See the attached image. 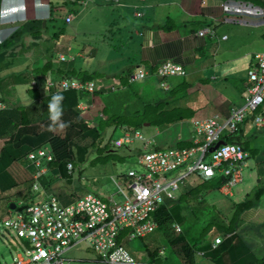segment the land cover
<instances>
[{
    "label": "trees",
    "instance_id": "16d2710c",
    "mask_svg": "<svg viewBox=\"0 0 264 264\" xmlns=\"http://www.w3.org/2000/svg\"><path fill=\"white\" fill-rule=\"evenodd\" d=\"M91 1L99 3V0H52L50 18L24 20L20 26L12 30L11 35L4 39V34L2 35L1 32L3 15L2 0H0V56L2 53H12L25 43L31 44L36 38L44 37L50 42L55 41L57 45L63 44L62 37L66 33L68 25L74 23V21L66 22L67 15L70 14L76 20L79 13ZM252 1L264 7V0ZM110 32V37L116 36L115 30ZM122 43L120 41L119 45L123 46ZM77 49L84 51L86 45L78 46ZM54 52L49 53L50 59H45L44 54L36 58L35 63H41V66L34 65L32 69L26 66L3 71V75L0 76V83L5 81L6 84L11 82L14 84L15 82V85L22 89L18 100L12 97H0V106H5V108L0 107V140L5 141L0 153V192L10 191L9 199L14 198L11 193L13 190H18L15 192L19 193V189H23L25 185L28 189L32 188L31 180L24 179L22 182L17 180L14 176L16 172L14 169L22 165L37 168L34 163L30 165L31 160L28 156L37 148L49 145L48 147L54 152L55 159L44 163L48 165L50 172L43 179L44 187L53 193L49 187L50 183L53 185L59 180H65L71 184L70 179H72L73 173L69 169V164L72 163L73 170H75L74 161L76 159L85 163L95 152L98 157L103 155L106 162H109L110 158L116 160L117 157L112 156L116 152V147H127V152L137 151L142 154L144 143L139 139L122 146L112 143L111 138L105 143L108 131L116 132L120 129L125 133L137 132L145 123L168 128L179 119L186 118L182 115L178 116L177 110L180 108L176 107L181 99L180 95L184 97L185 91L188 90L186 81L177 79L178 77L184 78L185 75L162 77L158 73L161 64L149 68L151 73L143 80L131 81L134 67L142 64L139 50L128 49L127 51L125 48L124 54L127 56L125 64H123L125 68L114 73L113 76L119 84L116 90L101 91L98 89L92 94L78 90L58 91L59 88L56 91L53 87L49 89L48 79L60 83L64 78L75 77L82 82L94 81L100 87V85L109 83L108 78H112L103 71L100 73L83 70L81 66L76 65L78 62L72 63L73 65H54L57 55ZM34 75L41 81L42 87H38V85L30 87ZM151 81H156L159 85L161 83L163 87L154 88L147 93L146 88L148 89ZM166 85L169 86L168 89L165 88ZM4 88V86H0L1 91ZM8 98L11 103L8 102ZM24 98L27 100L26 102L22 101ZM88 98L94 100L93 103L89 102L95 110L93 112V109H90L94 114L92 118H86L79 107L80 102L88 101L86 100ZM95 100H101L102 103L95 104ZM170 100L174 102V105ZM170 106L174 109L172 110ZM141 109H144L141 113L143 118L138 119L141 116H139V113L142 112ZM254 117L255 115L248 117L244 123L240 124L235 133L226 134L224 137L225 140L240 144L245 150L250 151L251 155L246 160L256 159L260 151L264 150V131L253 125ZM55 119H61L65 124V135L54 132V127L58 125L54 121ZM249 125L253 127V130H259L258 133L251 135L252 138L246 136V126ZM193 132L195 134L194 130ZM81 141L85 144L80 143ZM137 142L142 146L136 144ZM192 145L191 141L181 144L180 147ZM224 165L234 170L241 166V162L233 161V165L231 163H224ZM258 165L261 169L258 173V184L246 194L243 200L235 204L229 203L236 206L230 223L226 224L219 214L222 211L217 209V205L211 203L210 197L224 196L221 193V187L234 179L233 173L227 175L224 172H217L215 176H206L198 172L197 175L200 178L196 181V185H193L194 187L181 193L177 199L168 200L167 204L170 207L165 205L155 212L153 219L158 225L149 235L158 231L164 234L166 239H170L172 245L180 244L179 252L184 256V264H196L198 250H205L206 258H209L214 264H264V225L259 228H255L256 225L249 226L251 231L257 232L256 237H245L243 234L247 231L245 229L238 230L240 222H242V214L259 206L264 196L263 156H260ZM255 168L257 169V167ZM230 196L225 195V198L229 200ZM60 199L65 203L74 200ZM229 202L231 201L229 200ZM186 207L187 210H185ZM6 210L9 214L14 212L9 207H6ZM185 211H189L195 220L187 213L184 214ZM176 222L181 227L180 233L172 228ZM197 225L200 227V234L195 233ZM212 232H215L216 235L211 234ZM125 235L124 232L120 237ZM218 237H223L224 241L214 247L215 239ZM159 247L161 245L148 250V256L152 259L151 264H158L162 256Z\"/></svg>",
    "mask_w": 264,
    "mask_h": 264
},
{
    "label": "built area",
    "instance_id": "2783aa9c",
    "mask_svg": "<svg viewBox=\"0 0 264 264\" xmlns=\"http://www.w3.org/2000/svg\"><path fill=\"white\" fill-rule=\"evenodd\" d=\"M51 1V0H41ZM40 1V2H41ZM229 12L249 14L258 18L264 17V10L252 2L230 1L225 5ZM73 21L71 15L67 22ZM214 29H203L200 36L215 35ZM227 39L228 37H223ZM162 77L186 74L185 69L172 61L164 62L158 69ZM148 71L138 69L132 80L144 78ZM65 88H79L77 82L64 81ZM88 92H94L95 83H86ZM244 92L245 102L233 107L230 115L225 119L214 117L196 120L194 122V147L158 149L143 151L140 154V164L144 171L131 168L125 178H113L121 198H110L108 201L94 195H88L73 204H64L55 195H50L43 202L32 204L27 211H23L9 224L15 228L18 235L25 239L24 249L29 254L28 259L19 257L17 264H64L68 250L83 242L90 243L100 254L106 264H139L123 247H116V238L126 229L130 230L129 237L145 235L157 227L153 215L162 206L168 207V200H175L182 191V184L192 174L198 172L207 176L219 173L227 175L233 173L234 180L239 181L242 176V165H246V158L250 155L240 144L225 140L226 134L235 133L241 123L252 116L255 125L264 124V53H257L249 72L248 85ZM260 109L262 113H258ZM139 139L143 143L152 141L140 131L135 136L132 133L116 141L118 146L133 143ZM153 141H155L153 139ZM224 141L217 149L211 151L217 143ZM212 160L206 161L208 154ZM38 155L48 161L53 160V154L40 150ZM35 158V155L31 156ZM241 162L236 169L228 168L224 163ZM37 160L36 165H41ZM72 171L73 164H69ZM46 169L36 175L39 178ZM231 183L226 184L229 186ZM41 185L35 184L39 190ZM25 212V213H24ZM173 228L178 233L181 227L175 223ZM222 239L217 238V243Z\"/></svg>",
    "mask_w": 264,
    "mask_h": 264
},
{
    "label": "crops",
    "instance_id": "0c3cea01",
    "mask_svg": "<svg viewBox=\"0 0 264 264\" xmlns=\"http://www.w3.org/2000/svg\"><path fill=\"white\" fill-rule=\"evenodd\" d=\"M229 1L231 0H99V3L94 1L89 2V4L92 5L99 4L100 7L108 6V4L111 3V6L114 8L112 10L115 11L118 7H124L126 9L125 13L120 15L121 19L119 21L115 20L114 22H110L107 30L109 29V31H112L114 30L113 28H115V34L116 36L118 35L117 37L121 39H119L121 42H125L126 46L122 43L125 48L127 47L132 51L139 50L142 64L138 66H146L151 69L152 66H159L166 61H172L176 65L182 66L186 71L184 78L178 77L177 79L186 81L188 92L187 90L185 91L184 97L180 95L181 99L176 106L180 108L177 110L178 116L182 115L186 118L183 120L179 119L168 128H162L163 130L158 129V132L154 134V136L147 138L152 141V143L148 144V142H145L142 147L143 151L156 149L155 143L158 149L194 147L195 144L192 140L194 132L191 130L192 132L190 133V129H192L196 120H202L216 115H219V119L225 120L230 115L233 107L241 106L244 103V92L247 88L246 85H248L249 72L252 68L254 55L261 52H251L249 49L246 50V47L240 46L239 42L244 34H254V32L250 30V27L246 26L248 25L247 23L254 24L261 18L251 16L249 21L247 20L248 22L242 21L240 18L242 24L234 26L231 22L237 21L231 16L229 9L225 6ZM24 4L26 12L19 16L22 21L48 17L46 11H39V9L34 8L32 0H24ZM258 6L261 7L260 5ZM261 8L264 10L263 6ZM112 10L107 9L102 11L101 18H103V20L104 18H108L109 14H113ZM11 17L17 16H4L5 19ZM6 23L2 24V35L4 28L8 25ZM208 27L215 29L218 36L217 39L212 40L210 35L199 36V32ZM225 36H228L226 40L223 38ZM86 49H91V51L94 50L90 47ZM50 52L51 48H49L48 53ZM55 60H59V58H55ZM138 66H135L134 69ZM123 69L118 67L116 72ZM108 76L113 77L114 74ZM4 82L5 81L0 83V86L6 87V90H9L7 86H13L17 89L15 82L14 84H12V82L10 84ZM115 84L119 85L116 82ZM100 87L102 86L100 85ZM4 90L5 88L2 91L0 90V97L5 96L13 98V96H16L17 100L20 98V91L18 89L17 95L9 94ZM22 101L26 102L27 100L24 98ZM19 103L22 104L21 101H19ZM170 108L172 107L170 106ZM147 125L151 126L149 124ZM173 129H178L179 131L173 133ZM259 130L264 131V129ZM258 131L253 130V127L250 125L248 127L246 126L247 137L252 138L251 135L258 133ZM153 139L155 141H153ZM190 141L193 143L192 146L180 147L181 144L190 143ZM4 143V140H0V153L5 145ZM166 145L170 147H161ZM260 156L264 157V150L260 151L254 160L257 164L260 163ZM21 167L23 169L26 168L23 165ZM122 174L123 173L117 175L116 178ZM14 176L19 182L23 181V177H27L26 173L18 172L15 173ZM31 177L32 175L30 178ZM121 177L125 178V174ZM27 179H29V177ZM61 182L62 181H60V183ZM58 183H54L53 185L50 183V189L52 190L54 186L57 187ZM25 186H23V188ZM117 189L119 190V186H117ZM15 191L17 190H13L12 192ZM8 195H10V191L0 192V223L9 215L8 210L4 207V201ZM73 195L76 194L74 193ZM88 195L98 196L108 201L116 195L120 196V193L116 191L109 195L102 192L99 195L94 193H88L84 196L77 195L73 201L66 204H73L76 200H80ZM119 196L117 197L119 198ZM19 198H22V193L19 194ZM186 213L187 211L184 212V214ZM222 213L224 212L222 211ZM228 219L229 221H225L224 219L226 224L231 222L230 218ZM241 221L238 230L245 229L247 231L243 236H255L257 232L255 230L251 231L249 226L256 225L255 228H259L264 225V205H259L247 210L242 214ZM0 234H2V232ZM125 234L124 237H127L128 233L125 232ZM236 235H238V233ZM219 238L223 241L222 237ZM166 241L172 244L170 239L167 238ZM217 246L218 245L214 243V247ZM66 254L65 256L67 259L68 256ZM19 256L22 255L19 254ZM69 259L72 260L71 258ZM210 261L211 260H206L207 264H214ZM98 262L101 261L99 259L96 261L90 260L88 264H98Z\"/></svg>",
    "mask_w": 264,
    "mask_h": 264
},
{
    "label": "rangeland",
    "instance_id": "374dc122",
    "mask_svg": "<svg viewBox=\"0 0 264 264\" xmlns=\"http://www.w3.org/2000/svg\"><path fill=\"white\" fill-rule=\"evenodd\" d=\"M232 1V0H231ZM107 9H114L111 6V3L108 6L100 7L99 4L92 5L89 4L86 6L81 13L77 16L75 22L72 25H68L66 33L62 37L63 44L57 45L55 41L50 42L46 38H36L33 43L28 44L25 43L23 46H19V48L12 53H2L0 56V75H3V71H10L15 69H20L28 66L30 69L34 65L41 66V63H35V60L38 56L43 54L45 55V59H50V54L48 53L49 48H51V52L55 51L57 53L56 58H59L58 62L54 59V65L64 64H76L77 66H81L83 70H87L89 72L103 71L107 73V75L114 74L118 67L123 69L125 66V58L127 56L124 54L126 44L123 42L124 46H120V41L118 39V35H113L110 37L111 32L109 29L107 30L108 26L110 25L111 21L120 20L121 14L125 13L124 7H118V9L112 10L113 14H109L108 18H101V12ZM110 11V10H109ZM26 12V10H24ZM48 14V13H47ZM46 14V15H47ZM229 16V15H228ZM230 17V16H229ZM249 21V17H244L243 21ZM258 20V19H257ZM247 21V22H248ZM7 22V23H6ZM8 24L4 28V34L9 36L12 34V30L15 27L21 25L22 20L21 17H11V18H3L2 24ZM234 26L242 24V22H231ZM107 24V25H106ZM250 30L254 32L253 35L250 33L244 34L240 39V46H245L246 50H250L251 52L260 51L261 53L264 52V18L256 21L254 24L247 23ZM112 28V27H111ZM117 28V26H116ZM115 30V28H113ZM4 35V39L6 36ZM257 37V38H256ZM261 37V39H260ZM261 40V43H260ZM83 44L87 47L94 49L92 52L91 49H85L84 51H80L77 49L78 46H82ZM127 48V47H126ZM57 50V51H56ZM80 51V52H79ZM122 51V53H120ZM128 51V48H127ZM92 52V53H91ZM49 54V55H48ZM61 54L66 55V61H60ZM90 56V57H89ZM86 58V59H85ZM25 61V62H24ZM24 62V63H23ZM34 63V64H33ZM72 64V65H73ZM63 66V65H62ZM6 67V68H4ZM64 67V66H63ZM3 69V70H2ZM37 80V79H36ZM46 83V82H45ZM24 87V86H23ZM42 87V84H41ZM163 87V84L160 85L156 81H151L148 85V89L146 88V92L149 93V90H153L154 88ZM5 87V92L13 95H17L18 90L22 92V89L17 87L14 88L13 86ZM188 92V90H187ZM16 98V96H13ZM147 98V96H145ZM9 103H11L10 99H7ZM88 102L93 103V99L88 98L86 99ZM172 101V100H170ZM102 103L101 100H95V104ZM174 105V102H171ZM91 104H83L81 109L83 111V115L86 118H92L93 112H95L94 107ZM93 109V112L90 111ZM172 110L174 108H171ZM143 113L144 109H141ZM143 115H141L138 119H142ZM56 123L58 124L54 127V132L57 134L65 135L66 126L61 119H55ZM146 124V123H145ZM264 127V124L261 126ZM158 129H162L161 126H146L143 125L138 130L145 135V137H152L154 134L158 132ZM195 127L193 126L191 130H194ZM163 130V129H162ZM173 133H177L178 129H173ZM132 135L135 136L136 131H131ZM153 134V135H151ZM125 135V131L123 130H116V132H109L105 136V143L108 139H112V143L116 144V141ZM191 142V141H190ZM82 144V141L80 142ZM114 144V146H115ZM140 146L142 144L136 143ZM49 146V145H44ZM116 147V146H115ZM163 148H169V145L161 146ZM172 147V146H171ZM116 152L113 153L112 156L117 157V159L110 158L109 162L103 158V155L97 156L94 152L90 155L89 159L85 163H81L78 159L74 161L75 170L72 172L73 177L70 179V183L68 184L67 181L63 180L61 183L57 184V187L54 186L52 189L54 194H57L60 198L66 199L68 201L73 200L75 196H84L88 193L100 194L101 192L109 195L113 192L118 191L117 185L115 184L113 177H117V175L124 173L126 174L131 168H134L139 171H144L142 165L140 164V154L137 151L127 152V147H116ZM95 159V160H94ZM94 160V161H93ZM212 160V154L209 153L206 161ZM255 160V159H254ZM251 159L248 163L247 167L243 168V180L239 183H234L233 185L224 186L221 189V193L224 195L223 197L211 198V203L217 205V209H221L224 213H219L220 216L225 219V221H229L233 217V210L236 206L230 205L231 203H237L243 200L247 193L251 192L252 189L258 184V173L260 169V165L257 164L256 161ZM252 167V168H250ZM257 167V169L255 168ZM264 167L262 166V169ZM33 166H27L26 168L18 167L14 169L15 173H26L27 177H23L22 180L27 179L31 180L30 176L35 172ZM27 171V172H26ZM203 174V173H202ZM201 177H203L201 175ZM197 174H192L185 180V184H182V193H184L187 189H191L196 185V181L199 179ZM76 195H73V194ZM231 195L229 200L225 198V195ZM57 196V197H58ZM116 199H120L117 197ZM58 197V198H59ZM110 197V196H109ZM59 198V199H60ZM233 200V201H232ZM264 200V196L262 197ZM60 201L64 204L61 199ZM230 203V204H229ZM260 205H264V201H261ZM187 210V207L186 209ZM190 211V210H189ZM187 211V214L195 220V217ZM0 263L1 264H16L19 260V254H21L25 259L29 258V254L25 252L23 249V240H21L15 230L5 228L1 225L0 228ZM201 230L200 227L197 225L195 229L196 234H200ZM211 234L216 235L215 232ZM250 235V234H249ZM237 236V235H236ZM249 236V237H253ZM166 236L158 231L154 232L153 234L149 235L148 237H141L135 238L133 240L126 239L124 242V246L130 251V253L135 257V259L139 262H144L151 264V260L148 256V250L153 247L162 246L159 249L163 250L162 256L160 257L158 264H184V256L179 252L180 251V244H170L166 241ZM223 238V237H222ZM195 239V238H192ZM224 241V239H223ZM216 243V239H215ZM171 247H170V245ZM221 244V243H219ZM216 244V245H219ZM239 248V247H238ZM160 251V250H159ZM67 260H65L64 264H88V262L100 260V254L95 250V248L87 242H83L78 244L67 252L66 254ZM199 256V257H198ZM196 264H207L206 260H210L206 258V256L198 255ZM66 257V256H65ZM71 258L72 260H70ZM211 262V261H210ZM98 264H105L104 262H98Z\"/></svg>",
    "mask_w": 264,
    "mask_h": 264
},
{
    "label": "clouds",
    "instance_id": "9594fccd",
    "mask_svg": "<svg viewBox=\"0 0 264 264\" xmlns=\"http://www.w3.org/2000/svg\"><path fill=\"white\" fill-rule=\"evenodd\" d=\"M33 1V5H34V8L35 9H39V11H46L48 14V17H45V18H43V17H41V18H43V19H41V18H36V19H39V20H44V19H48V18H50L51 17V9H52V4H51V1H41V0H32ZM41 1V2H40ZM107 1H115V0H107ZM233 1V0H232ZM235 1H242V0H235ZM230 2V1H229ZM242 2H252V1H246V0H243ZM252 3H254V2H252ZM255 4V3H254ZM256 6H258L257 4H255ZM261 6V5H260ZM262 7V6H261ZM24 10H25V4H24V0H2V4H1V11H2V15H3V18H4V16H7V15H13V16H21L22 14H24ZM230 14H231V16H233L235 19H236V21L238 22V21H240V22H242L243 21V18L244 17H249V19H250V15L249 14H246V13H244V14H240L239 12H237V13H232V12H230ZM68 15H70V14H68ZM67 15V16H68ZM232 17V18H233ZM240 18L242 19V21L240 20ZM262 18H264V17H261V19ZM73 21H74V19H73ZM3 22V21H2ZM66 22H67V17H66ZM68 23V22H67ZM209 29H213L212 27H208ZM206 29V28H205ZM203 30V29H202ZM215 30V29H214ZM216 32V31H215ZM3 34H4V32H3ZM5 35V34H4ZM207 35H210V34H207ZM215 37L214 36H212V35H210L211 37H212V40H215V39H217L218 38V36H217V32L215 33ZM200 36V35H199ZM228 37V36H227ZM226 40V39H225ZM264 53V52H263ZM257 54V53H256ZM255 54V55H256ZM255 55H254V58H255ZM66 55H61V59H60V61H66ZM253 62H254V60H253ZM252 62V63H253ZM163 64V63H162ZM160 66V65H159ZM140 68H144V69H146L147 71H148V74L145 76V77H147L150 73H151V70L149 69V68H147L146 66H138V67H136L135 69H134V73L131 75V81H138V80H143L144 78H141V79H137V80H132V76L133 75H135L136 74V72L138 71V69H140ZM111 75V74H110ZM184 76V75H183ZM33 77V79H32V81H31V85H30V87H32V86H35V87H37V85H38V87H41V81L34 75V76H32ZM37 79V80H36ZM111 80V82H110V80ZM64 81H70V82H77L78 84H79V88H76V87H70V88H65L64 87V85H63V83H64ZM108 81H109V83H107V82H105V83H107V84H103L102 85V87H98V84L96 83V82H94L93 81V83H95V86H96V88H95V90H94V92L95 91H97L98 89L99 90H101V91H108V90H116L117 88H118V85H116L115 84V82L117 83V80H115L114 79V77H112V78H108ZM89 82H91V81H85V82H82L80 79H77V78H75V77H72V78H70V77H68V78H64V79H62L61 81H60V83H59V85H58V83H55L54 81H51V80H47V85H48V87H49V89L50 88H55L56 89V91H57V89L59 88V90L58 91H65V90H78V91H81V92H85V93H91V92H88L87 91V89L85 88V84L86 83H89ZM118 84V83H117ZM165 88L166 89H168L169 88V86L168 85H166L165 86ZM94 92H92V93H94ZM91 93V94H92ZM244 102H245V98H244ZM85 103H87V104H90L88 101H84V102H80V105H79V107L81 108L82 107V105L83 104H85ZM0 107H2V108H5V106L4 105H1ZM262 108H264V106L262 107ZM262 110L263 109H261V111L259 112L258 111V113H262ZM253 125H255V123H254V121H253ZM258 129H264V127H261L262 125H255ZM254 126V127H255ZM117 145V144H116ZM40 150H45L47 153H52L53 155H54V152H53V150L50 148V147H48V146H42V147H40V148H37L36 150H34V151H32V152H30V154L28 155L29 156V159L31 160L30 162H31V164L30 165H33L32 163H34L35 165H36V161L37 160H42L43 162H42V164L41 165H36L37 166V168H36V171L32 174V177H31V186H32V188H27V186H26V188L24 189H19V193H17L18 192V190H17V192H11L12 193V195H13V197L14 198H12V199H9V195L6 197V199H5V201H4V207H5V209H6V207H9V208H11V209H13L14 210V212L13 213H11V214H9L4 220H3V222L2 223H0V227H1V225L3 226V227H5V228H8V229H12V230H15V228L13 227V226H11L9 223L13 220V219H15L19 214H21L23 211H27V209H28V207L29 206H31L32 204H35V203H39V202H43L46 198H48V196H50V195H54L52 192H50L46 187H44V184H43V179H44V177L46 176V175H48L49 174V167H48V165H46V164H44V163H49L50 161H48V160H46L45 159V156L44 157H40L39 155H38V153H39V151ZM247 150V149H246ZM249 151V150H248ZM250 152V151H249ZM32 155H35L36 157L35 158H32L31 156ZM250 155H251V153H250ZM250 155H249V157H250ZM55 159V155L53 156V160ZM53 160H51V161H53ZM249 161L250 160H247L246 161V165H242V176H241V179L239 180V181H236L235 182V180L233 179L231 182H229V183H231L230 185H233L234 183H239V182H242V180H243V168L244 167H247L248 166V163H249ZM252 168V167H251ZM42 169H46V172L45 173H43L39 178H37L36 179V175H37V173L39 172V171H41ZM74 170L72 169V172H73ZM124 174V173H123ZM122 174V175H123ZM202 174V173H201ZM204 174V173H203ZM205 175V174H204ZM121 176V175H120ZM207 176V175H206ZM215 176V175H214ZM113 178H116V177H113ZM29 180V179H28ZM114 180V179H113ZM36 183H39L40 185H41V188L39 189V190H37V189H35V184ZM228 184V183H227ZM224 186H226V185H224ZM223 186V187H224ZM223 187H221V189L223 188ZM225 188V187H224ZM20 193H22V198L20 199L19 198V194ZM181 193H182V191H181ZM180 193V194H181ZM227 195H229V194H227ZM232 195V194H231ZM13 204H15V206L13 207L12 205ZM21 207H25L24 209H22V210H20V208ZM25 213V212H24ZM16 231V230H15ZM17 232V231H16ZM124 232H127L128 233V236L127 237H117L116 238V243H117V246L116 247H123L127 252H128V254H130L134 259H135V257L130 253V251L124 246V242H125V240L126 239H129V240H133V239H135V238H141V237H146L147 235H149L151 232H149V233H147V234H145V235H141V236H137V237H129V233H130V230L129 229H126L125 231H123L122 233H121V235L124 233ZM18 234V233H17ZM19 236V235H18ZM19 238L21 239V240H23V246H24V244H25V239L23 238V237H20L19 236ZM219 238V237H218ZM216 244H219V243H217V239H216ZM162 247V246H161ZM160 247V248H161ZM23 249H24V247H23ZM25 250V249H24ZM149 250H151V248L149 249ZM25 252H26V250H25ZM160 253L162 252L163 253V250H161L160 249V251H159ZM161 253V254H162ZM197 255H201V256H206V254H205V251H200V250H198L197 251ZM20 257V256H19ZM23 257V256H22ZM24 258V257H23ZM25 259V258H24ZM67 260V259H66ZM100 261L101 262H104V260L102 259V257H101V259H100ZM135 261L136 262H138L139 264H148V263H144V262H139V261H137L136 259H135ZM105 263V262H104ZM16 264H17V262H16ZM106 264V263H105Z\"/></svg>",
    "mask_w": 264,
    "mask_h": 264
},
{
    "label": "water",
    "instance_id": "95a60500",
    "mask_svg": "<svg viewBox=\"0 0 264 264\" xmlns=\"http://www.w3.org/2000/svg\"><path fill=\"white\" fill-rule=\"evenodd\" d=\"M148 124V123H147ZM145 124V125H147ZM148 126V125H147ZM221 144H224V141H220L219 143H217L213 148H211V151H214L215 149H217ZM13 207L15 206V204L12 205ZM25 207H21L20 210L24 209Z\"/></svg>",
    "mask_w": 264,
    "mask_h": 264
}]
</instances>
